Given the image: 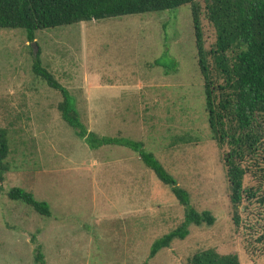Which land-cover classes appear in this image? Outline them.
I'll list each match as a JSON object with an SVG mask.
<instances>
[{"label": "rangeland", "instance_id": "obj_1", "mask_svg": "<svg viewBox=\"0 0 264 264\" xmlns=\"http://www.w3.org/2000/svg\"><path fill=\"white\" fill-rule=\"evenodd\" d=\"M204 48L215 41L202 20ZM0 28V127L8 171L0 182V264H187L213 248L264 264V173L245 175L235 224L222 150L211 137L189 5L36 31ZM75 98L89 131L142 141L212 225L189 227L148 260L183 221V207L132 150H92L61 118V94L31 72L38 57ZM174 61V67L153 60ZM18 186L50 206L43 216L11 201Z\"/></svg>", "mask_w": 264, "mask_h": 264}, {"label": "trees", "instance_id": "obj_2", "mask_svg": "<svg viewBox=\"0 0 264 264\" xmlns=\"http://www.w3.org/2000/svg\"><path fill=\"white\" fill-rule=\"evenodd\" d=\"M185 5L191 10L207 122L211 137L222 150L229 200L237 224L244 194H253L251 189L243 187L245 175L252 168L253 173H264V0H0V28L25 29L27 41L33 42L36 31L41 29L161 12ZM203 19L215 31V41L207 50L203 45ZM162 62L159 58L152 64H163L167 69L175 66L174 61H167L169 66ZM31 72L61 94L57 110L77 137L92 150L106 146L132 150L183 207V221L151 245L148 260L169 248L174 240L184 239L190 226L214 223L210 211H198L190 205L187 190L142 141L89 131L80 119L73 95L43 66L39 56L33 60ZM8 154L7 131L0 127V182L9 169L5 162ZM6 195L9 200L23 203L40 215H50L47 202L37 200L21 187H11ZM146 263L147 260L142 264ZM34 264H45L40 246L35 249ZM187 264H240V261L235 253L221 254L207 248L193 254Z\"/></svg>", "mask_w": 264, "mask_h": 264}]
</instances>
